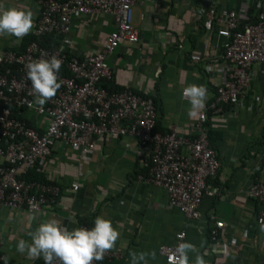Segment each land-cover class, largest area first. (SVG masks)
I'll list each match as a JSON object with an SVG mask.
<instances>
[{
  "label": "crops",
  "instance_id": "crops-1",
  "mask_svg": "<svg viewBox=\"0 0 264 264\" xmlns=\"http://www.w3.org/2000/svg\"><path fill=\"white\" fill-rule=\"evenodd\" d=\"M220 1L234 9L242 3ZM260 1L249 0V4L257 6ZM210 3L211 0L136 2L133 18L140 42L121 44L107 59L114 71L112 86L129 87L156 98L160 132L166 133L176 125L180 134L191 133V123L216 98L218 78L209 72L207 64H212L215 71L222 65L224 39L217 36L218 24L209 30L200 27L203 18L198 20L199 9ZM41 6L40 0H0V11L13 7L32 11L30 32L35 29ZM72 26V52L86 57L102 48L114 30V18L104 13L78 16ZM23 38L0 35V54L19 48ZM261 70L260 64L253 65L250 86L240 102L230 104L224 112L207 114L206 123L214 131L212 145L221 166L208 180L200 219L189 222L179 209L171 207L165 189L140 180L150 166V149L138 145L136 139L98 138L94 154L84 163L81 174L77 152L57 143L43 175L61 187V194L56 203L47 204L41 211L0 207V264L44 262L42 258L28 259L16 250L20 239L31 242V234L41 222L55 219L60 227L71 231L80 220L97 216L109 220L118 233L111 249L120 248L122 256L113 261L115 264H132V253L144 254V260L137 264H166L159 247L174 244L177 232L183 228L187 230L186 241L194 248L188 253V264H195L196 255L205 264L264 263V227L256 222L261 204L247 192L250 185L264 178ZM190 85H202L207 90L204 107L191 117L189 98L182 95ZM22 116L29 118L32 125L46 127L41 116L30 111ZM76 182L78 190L72 186ZM216 186L219 191L214 194ZM214 229H218L215 240L211 238Z\"/></svg>",
  "mask_w": 264,
  "mask_h": 264
},
{
  "label": "built area",
  "instance_id": "built-area-1",
  "mask_svg": "<svg viewBox=\"0 0 264 264\" xmlns=\"http://www.w3.org/2000/svg\"><path fill=\"white\" fill-rule=\"evenodd\" d=\"M139 1L145 0H40L35 34L60 35V47L49 49L38 39L24 51L11 48L0 54V207L35 212L57 202L61 194L58 184L26 178L31 170L44 173L57 143L69 145L77 152L81 174L84 163L94 154L98 138L132 137L138 145L150 149L149 173L140 175V180L165 189L171 207L179 209L189 222L201 218L199 211L208 191V180L221 166L217 150L209 141L207 114L224 112L226 104L241 101L250 86L254 64H260L264 74V0L257 4L258 13L253 21L249 17V0H242L239 9L220 0H211L208 7L199 9L198 20L204 19L205 28L214 30L218 24L217 36L224 39V61L216 71L212 64H207L209 72L218 78L216 98L191 123V133L186 135L180 134L176 125L166 133L156 130L158 111L152 95L137 93L129 87L109 91L102 85L104 80L114 77L107 63L109 56L123 43L140 42L133 18V6ZM97 13L111 15L114 30L94 54L86 57L73 54L69 37L73 19ZM52 56L62 61L58 73L61 87L40 106L24 66ZM14 107L45 118L46 127H37L29 118L15 116ZM72 186L79 189L77 182ZM218 191L219 187H213L214 194ZM247 192L261 204L256 222L264 227V178L250 185ZM61 228L66 230L65 226ZM77 228L89 227L80 224ZM212 233L215 240L218 229ZM186 240L187 230L183 228L177 232L174 244L160 245L159 252L166 264H177L175 247ZM121 256L120 248L109 249L102 261L93 264H112ZM53 264L59 261L54 260Z\"/></svg>",
  "mask_w": 264,
  "mask_h": 264
},
{
  "label": "clouds",
  "instance_id": "clouds-1",
  "mask_svg": "<svg viewBox=\"0 0 264 264\" xmlns=\"http://www.w3.org/2000/svg\"><path fill=\"white\" fill-rule=\"evenodd\" d=\"M33 27V13L31 10L8 8L0 11V35H11L18 40L26 36ZM62 61L56 56L48 59H37L28 62L25 74L31 82L32 92L36 96V103L43 106L53 97L61 87L58 73ZM206 88L202 85H190L183 90V95L189 98L191 107L189 117L195 115L204 107ZM118 237L112 223L97 216L91 228H77L71 231L60 227L55 219L41 222L35 232L31 234V242L20 239L16 250L28 259L42 258L44 264H93L102 261L104 253L113 247ZM189 242L178 243L175 251L178 255L177 264H188V253L193 251ZM132 264L144 260V254L137 256L130 254ZM195 264H205L200 255H196Z\"/></svg>",
  "mask_w": 264,
  "mask_h": 264
},
{
  "label": "trees",
  "instance_id": "trees-1",
  "mask_svg": "<svg viewBox=\"0 0 264 264\" xmlns=\"http://www.w3.org/2000/svg\"><path fill=\"white\" fill-rule=\"evenodd\" d=\"M257 13H258L257 6H255V5L251 6V8L249 9L250 21H253L256 18ZM199 24H200V27L204 26L203 21H201ZM38 39H40L42 45H44L45 47H47L49 49H57L61 45V36L60 35H58V34L53 32V33H47L45 35H42V36L38 37L35 34L34 30H33L32 32L28 33L23 38V40L21 41L20 45L18 46L19 48L16 47V48H13V49H16L18 51H24L26 49V47L29 45V43H31L34 40H38ZM67 75H70V73L67 72ZM111 80H104L102 85L104 87H106L109 91L124 89V88H119L118 89V88L112 86ZM214 90H215V94H216L217 89L214 88ZM137 93H139V92H137ZM153 98H154V102H155V104L157 106L156 98L154 96H153ZM230 106H231L230 104H226L225 105V109H228ZM13 112H14L15 116H17L19 118H24L22 116V114L26 112V109L25 108L14 107L13 108ZM156 130H158V127H156ZM213 133H214V131H212V130H209V132H208V137H209V141H210L211 144H212ZM146 171H147L146 173H143L144 175H148L149 168H147ZM26 178L28 180H40V181H43V182L55 183V182H52V181L48 180L43 174H39V173H37L34 170L29 171V173L26 175ZM93 222H94L93 218L92 219H83V220L79 221L78 225L85 224L89 228H91L93 226ZM212 236H213V234L211 235V238H212ZM112 264H115V262H112Z\"/></svg>",
  "mask_w": 264,
  "mask_h": 264
}]
</instances>
